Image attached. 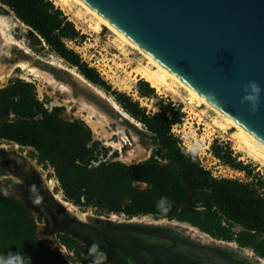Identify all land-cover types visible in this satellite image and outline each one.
Instances as JSON below:
<instances>
[{
  "label": "trees",
  "instance_id": "trees-1",
  "mask_svg": "<svg viewBox=\"0 0 264 264\" xmlns=\"http://www.w3.org/2000/svg\"><path fill=\"white\" fill-rule=\"evenodd\" d=\"M0 3L86 80L111 93L120 107L144 126L159 148L136 163L102 160L105 148L92 138L90 129L78 119H65L58 106L45 108L36 98L33 84L22 79L0 87V140L34 148L39 162L53 169L64 197L76 205H90L127 217L151 215L189 221L216 238L249 246L264 258V177L254 173L251 164L235 161L230 150L215 140L211 144L213 156L245 172L249 180L214 177L196 154L180 146L179 138L171 132L172 126L182 120L180 107L167 99L159 103L157 111L148 113L130 95L112 89L96 68L67 45V41H81L84 35L52 0ZM135 90L143 98L157 95L143 78L138 79ZM158 154L165 163L157 159ZM5 193L0 188V255L20 251L30 264H67L58 251L37 237L36 222L28 207ZM161 197H167V202L158 208ZM231 224L242 229L234 237ZM58 238L66 246L72 242L64 234H58ZM84 252L87 264L93 257Z\"/></svg>",
  "mask_w": 264,
  "mask_h": 264
},
{
  "label": "rangeland",
  "instance_id": "rangeland-1",
  "mask_svg": "<svg viewBox=\"0 0 264 264\" xmlns=\"http://www.w3.org/2000/svg\"><path fill=\"white\" fill-rule=\"evenodd\" d=\"M52 1L63 10L64 14L74 23L80 34L84 35L81 41H67V45L76 50L81 58L90 66L96 68L101 77L112 89L130 95L134 100L139 102L140 106L147 108L148 113L157 111L159 103H164L167 99L172 100L175 106L180 107L183 112V117L181 122L174 127L173 133L178 135L180 146L185 150L195 152V154L199 153L203 168L209 170L217 178L227 177L242 181L249 180L245 172L234 169L229 164L213 156L211 144L216 140L220 146L230 150L235 161H240L243 164H251L254 173L258 172L264 177V165L253 160L243 150L236 147L235 139L231 136L232 131L235 129L229 128L223 130L213 123L217 117L213 110L204 104L197 103L196 100H190L188 92L176 82H172L171 88L162 86L155 87L157 94L155 97H139L135 87L138 79L141 77L135 71V68L139 63L146 64L147 60L135 49L127 44L121 43L118 36L105 26H101L96 31L92 24L94 19L80 4L72 1L71 6H66L62 0ZM0 25L6 30L7 34L22 42L24 41L23 43L33 51L35 57L38 56L42 59L41 61H50L53 57L60 58V56L49 48L42 38L16 18L13 12L1 3ZM6 53H9L13 57L10 59L5 58ZM23 59H26V57L20 50L14 47L11 49L8 48L5 56H3V51H1L0 65L3 70V75H6V77L0 80V87L9 84L15 79L31 82L36 98L43 103L45 108L50 110L52 107L58 106L60 108V114L65 119H78L90 129L92 138L99 141L100 146L105 148V154L102 156V159L120 160L127 164L136 163L148 158L155 152V148H159L141 123L135 124L133 121L130 122L123 118L117 111L112 110L110 105L105 103L104 99L100 100L99 98L101 97L98 98L82 86H77L70 74L66 71H62L50 64L46 65V70H44V72L53 76L57 82L70 86L69 90H61L59 89V84L54 85L42 77L22 70V68H12L13 63ZM31 62L37 66L35 64V62H38L36 58H32ZM62 62L70 66L63 59ZM39 69L41 68L39 67ZM96 87L101 89L104 95L114 99L111 93L104 91L99 86ZM120 108L122 109V107ZM87 118L90 121L85 120ZM93 124H96V127ZM122 139L125 143L122 142ZM139 151H142L144 155L141 157L136 155ZM159 155L156 156L157 159L161 163H165V159ZM50 180L53 181L54 186L50 185ZM135 185L139 187L146 186V184L142 183H136ZM31 186H35V191L30 193ZM0 188L28 207L31 216L36 222L37 237L45 245L48 246L49 243L57 252L58 245L56 239L61 232L49 224L48 218L40 206L42 205L46 208H52L56 212H61L62 208L51 194L52 192L58 193V191H61L62 198L64 199L65 197L59 187L53 169L39 162L34 148L31 146H21L8 140H0ZM37 199L41 200V203L38 205L33 203V200ZM65 200L67 199L65 198ZM67 201L71 202L70 200ZM71 203L73 205V211L79 215L89 213L91 217L108 218L112 214L99 210L94 206H79L73 202ZM116 215L123 221L133 218L137 219L135 221L143 223L163 219L151 215H144V218L142 216L129 218L122 213H116ZM217 216L219 215L217 214ZM96 218H91L86 224L94 227L101 226L100 219ZM141 219L144 220L141 221ZM164 219L166 222L160 224H180L182 227L179 228L187 237L190 236L193 239L203 242L216 239L236 243L233 240L228 241L216 238L189 221ZM229 229L233 237L242 230L240 226L235 224H231ZM69 237L72 242L62 252L64 255H67L69 250L72 251L73 256H67L70 264H86L84 261V251L92 254L91 264H114L105 254L93 252L95 250L92 249L88 250L89 248L87 249L85 245L74 240L71 236ZM239 247H242L249 257H260L249 246ZM260 259L264 258L261 257Z\"/></svg>",
  "mask_w": 264,
  "mask_h": 264
},
{
  "label": "water",
  "instance_id": "water-1",
  "mask_svg": "<svg viewBox=\"0 0 264 264\" xmlns=\"http://www.w3.org/2000/svg\"><path fill=\"white\" fill-rule=\"evenodd\" d=\"M81 1L264 144V0ZM250 81L261 88L256 112L241 103ZM61 221V233L91 244L114 264H259L261 258L245 256L236 243L234 249L187 237L180 224L100 219L94 228Z\"/></svg>",
  "mask_w": 264,
  "mask_h": 264
},
{
  "label": "bare ground",
  "instance_id": "bare-ground-1",
  "mask_svg": "<svg viewBox=\"0 0 264 264\" xmlns=\"http://www.w3.org/2000/svg\"><path fill=\"white\" fill-rule=\"evenodd\" d=\"M76 2L80 4L83 8L87 10V12L92 16L94 19L93 28L98 31L101 26H105L109 30H111L114 34L118 36L121 43L127 44L131 48L135 49L138 53H140L146 60V64L139 63L138 66H136L135 71L140 75L141 78L145 79L150 83L152 87H165V88H171L172 82L178 83L182 88H184L189 96L190 100H196L199 104L206 105L209 109L213 110L217 117L214 120V124L218 126V128H221L223 130L234 128L235 130L232 131L231 136L235 139L236 147L240 150H243L248 156H250L253 160L257 161L258 163L264 165V144L261 143L258 139H256L253 135L248 133L246 130H244L241 126H239L237 123H235L232 119H230L228 116H226L224 113L219 111L217 108H215L213 105H211L209 102H207L205 99H203L200 95H198L196 92H194L191 88H189L186 84H184L182 81H180L177 77H175L173 74H171L167 69H165L161 64H159L156 60H154L152 57L147 55L145 52H143L137 45H135L130 39H128L125 35H123L121 32H119L117 29H115L112 25H110L104 18L100 17L97 13H95L92 9H90L86 3L82 2L81 0H62V2L66 6H71V2ZM70 8V7H69ZM27 26V25H26ZM31 29V28H30ZM32 30V29H31ZM24 42V41H23ZM19 39L13 38L11 35L7 34L6 30L0 25V53L3 51V56H5V52H7L8 48H16L21 51V53L26 57V59L19 60L16 63H13L12 68L19 67L22 68V70H26L31 72L32 74L42 77L45 80H47L50 83H53L54 85L59 84V89L61 90H69L68 85L57 82V80L49 75L48 73L44 72L46 70L45 68L41 67L37 62L35 66L31 60L32 58H36L38 62L44 63L46 65H54L60 70L66 71L68 74H70L72 80L76 83L77 86H82L84 89L88 90L89 92L93 93L96 97L100 100L104 99L105 103L110 105V108L114 111H117L118 114H120L123 118L127 119L130 122H134L135 124H140V122L133 119L127 112L122 110L119 106V104L110 96L104 95V92L99 89L98 87L94 86L92 83L88 82L78 71L75 70V68L70 67L62 62V59L53 57L50 59V61L44 62L41 61L38 56L35 57V54L33 51L28 48L24 43ZM13 56L9 55V53H6L5 58H12ZM41 69H39V67ZM6 77V75H3V70L0 65V80H3ZM74 88V87H73ZM72 89V87H71ZM87 121H90L89 118L85 119ZM94 125V124H93ZM96 127V124L94 125ZM120 145V144H119ZM133 153V152H132ZM136 155H139L140 157L143 156V152L139 151ZM50 185L54 186L53 181L50 180ZM52 197L55 199V201L60 205V207L65 210L68 214L76 218L77 220L81 222L88 223V221L91 218H96L94 216L91 217L89 213H82L77 214L75 211H73V205L71 202L63 199L61 196V191H58V193L52 192ZM100 218V217H97ZM132 218V217H131ZM142 218H144L142 216ZM107 221H111L114 223H121V222H140L135 221L137 219H129L127 221L121 220L116 213H112L108 218H100ZM144 219H141L143 221ZM166 220L160 219V220H152L146 223L151 224H160L164 223ZM143 223V222H141ZM214 239H210V242H213ZM217 242H221L231 248H237V246L233 242H225L218 240ZM83 245H85L87 248L95 250L96 252L102 253L100 250H97L94 246L87 242H80ZM245 256L246 253L244 252V249L241 250ZM249 257V256H247ZM259 264H264V259L259 260Z\"/></svg>",
  "mask_w": 264,
  "mask_h": 264
},
{
  "label": "clouds",
  "instance_id": "clouds-1",
  "mask_svg": "<svg viewBox=\"0 0 264 264\" xmlns=\"http://www.w3.org/2000/svg\"><path fill=\"white\" fill-rule=\"evenodd\" d=\"M245 95L241 99V103L250 102L251 110L253 112L258 111V102H259V94L261 92V88L256 81H250L246 85H244ZM213 101L218 102L214 93H209L207 95ZM195 151V150H193ZM35 191V186L30 187V193ZM7 195V193H5ZM167 202V197H161L157 201V207L161 208ZM34 204H40L41 200H33ZM167 211V208L163 209ZM0 264H30V259L25 257L22 252H8L6 255H0Z\"/></svg>",
  "mask_w": 264,
  "mask_h": 264
},
{
  "label": "flooded vegetation",
  "instance_id": "flooded-vegetation-1",
  "mask_svg": "<svg viewBox=\"0 0 264 264\" xmlns=\"http://www.w3.org/2000/svg\"><path fill=\"white\" fill-rule=\"evenodd\" d=\"M59 69V68H58ZM40 208H41V210L43 211V213L47 216V218H48V221H49V224L52 226V227H55V228H57L58 227V225L60 224V221L61 220H64V219H68V220H70L71 222H73V221H76L77 219L76 218H74L73 216H71L70 214H68L67 212H65V210H63L62 209V211L61 212H56L54 209H52V208H46L45 206H40ZM96 219H100V218H96ZM62 222V221H61ZM85 223V222H84ZM101 223V222H100ZM102 225V224H101ZM90 226V225H89ZM90 227H94V226H90ZM100 227V226H99ZM94 228H97V227H94ZM58 229V228H57ZM59 231H60V229H59ZM60 234H64V235H67V234H65V233H60ZM68 236V235H67ZM70 236V235H69ZM74 240H76V239H74ZM76 241H78V240H76ZM56 242H58V243H60L59 242V238H57L56 239ZM79 242V241H78ZM61 244V243H60ZM82 244V243H81ZM63 245V244H62ZM64 247L65 248H67V246L66 245H64ZM86 247V246H85ZM87 248V247H86ZM88 249V248H87ZM88 250H90V249H88ZM69 251H71V250H69ZM92 251V250H91ZM72 252V251H71ZM93 252H96V251H93ZM81 254H83V253H81ZM89 263H91V261L89 262Z\"/></svg>",
  "mask_w": 264,
  "mask_h": 264
},
{
  "label": "built area",
  "instance_id": "built-area-1",
  "mask_svg": "<svg viewBox=\"0 0 264 264\" xmlns=\"http://www.w3.org/2000/svg\"><path fill=\"white\" fill-rule=\"evenodd\" d=\"M176 125H178V124H174V125L172 126V128H171V132H172V133H173L174 127H175ZM173 134H174L176 137H178L177 134H175V133H173ZM122 142L125 143V141H124L123 139H122ZM193 153L195 154V152H193ZM196 156L199 158L200 163H201V157L199 156V153L196 154ZM102 160H105V159L103 158ZM201 165H202V164H201ZM57 245H58L57 251L59 252V254L63 257L64 260H66V261L68 262V264H70V262L68 261L67 256L72 257V256H73L72 252L69 251V252H67V255H64V253L62 252L63 249H64V250L66 249V248L64 247V245H62V244H60V243H58V242H57ZM48 247H49L50 249H55L53 246L49 245V243H48ZM89 264H91V263H89Z\"/></svg>",
  "mask_w": 264,
  "mask_h": 264
},
{
  "label": "crops",
  "instance_id": "crops-1",
  "mask_svg": "<svg viewBox=\"0 0 264 264\" xmlns=\"http://www.w3.org/2000/svg\"><path fill=\"white\" fill-rule=\"evenodd\" d=\"M142 184H144V183H142Z\"/></svg>",
  "mask_w": 264,
  "mask_h": 264
}]
</instances>
